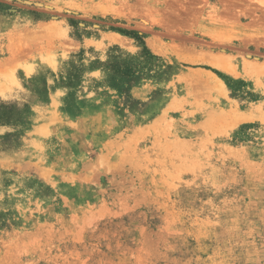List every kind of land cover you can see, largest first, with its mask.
Returning <instances> with one entry per match:
<instances>
[{
  "label": "rangeland",
  "instance_id": "rangeland-1",
  "mask_svg": "<svg viewBox=\"0 0 264 264\" xmlns=\"http://www.w3.org/2000/svg\"><path fill=\"white\" fill-rule=\"evenodd\" d=\"M0 264H264V0H0Z\"/></svg>",
  "mask_w": 264,
  "mask_h": 264
},
{
  "label": "bare ground",
  "instance_id": "bare-ground-1",
  "mask_svg": "<svg viewBox=\"0 0 264 264\" xmlns=\"http://www.w3.org/2000/svg\"><path fill=\"white\" fill-rule=\"evenodd\" d=\"M216 64H220L225 69H230V63L226 60H218Z\"/></svg>",
  "mask_w": 264,
  "mask_h": 264
}]
</instances>
